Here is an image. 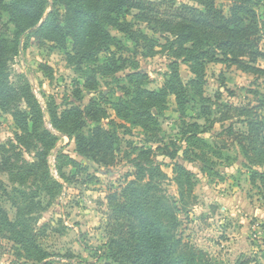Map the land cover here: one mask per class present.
<instances>
[{
    "label": "rangeland",
    "instance_id": "374dc122",
    "mask_svg": "<svg viewBox=\"0 0 264 264\" xmlns=\"http://www.w3.org/2000/svg\"><path fill=\"white\" fill-rule=\"evenodd\" d=\"M81 1L0 0V80L12 97L0 107V169H7L0 171V264H109L111 227L126 220L116 219L119 207L135 200L166 237H182L214 264H264V164L252 166L227 133H246L256 115L264 120V59L254 65L263 72L207 63L200 85L184 61V31L162 33L132 11L124 17L136 41L118 32L117 15H110L99 23L115 40L87 63L60 27L71 17L65 4ZM111 1L101 0L102 15L115 9ZM217 4L229 13L231 2ZM32 13L42 20L24 30ZM258 13L264 55V2ZM51 14L55 26L41 31ZM176 65L180 103L168 89ZM90 108L95 121L83 116L79 129L67 112ZM96 126L120 139L113 166L77 152L75 133L89 135ZM180 168L194 174L192 184L181 178L183 196ZM20 199L24 205L14 207ZM164 205L174 211L165 213ZM12 231L24 241L11 240Z\"/></svg>",
    "mask_w": 264,
    "mask_h": 264
},
{
    "label": "trees",
    "instance_id": "16d2710c",
    "mask_svg": "<svg viewBox=\"0 0 264 264\" xmlns=\"http://www.w3.org/2000/svg\"><path fill=\"white\" fill-rule=\"evenodd\" d=\"M62 1V0H60ZM81 1V0H80ZM194 4L176 5L175 0H112L114 10H108L109 14L102 15L105 8L101 0H82L81 7L66 6V15L71 16L68 23L61 25V33L66 39H70L75 52L82 51L80 60L92 63L99 49L106 45H112L114 38L100 24L110 15H117L114 27L118 32L128 35L132 41H136L137 33L131 30L124 16L132 11H137L136 18L147 25L156 24L162 33H171L180 27L185 34V44L190 48L185 49L187 54L184 61L192 64V73L196 76L198 83L203 85L205 66L207 63L243 64L245 71L263 72L254 65L264 55L260 50V32L262 22L258 8L263 5L264 0H226L231 2L229 13H226L217 4L218 0H188ZM107 12V10H106ZM56 14H51L43 24L41 31L55 26L52 21ZM43 14L32 13L25 22L24 30L34 28L41 20ZM119 16V17H118ZM113 18V17H112ZM100 22V23H99ZM58 34V32L56 33ZM50 40H59L57 36L49 37ZM97 44V50L92 47ZM247 59L248 64L243 61ZM243 62V63H242ZM5 66V50L0 43V69ZM174 68L172 80L168 81V89L176 96L180 103L181 95L176 90L183 89L179 81V73ZM89 81L86 87L89 88ZM10 88L6 87L4 81L0 80V107L5 106L11 100ZM230 110L250 112L254 109L229 106ZM73 114L79 121L78 128L85 126L83 116L95 121V111L90 108L83 113L80 109L67 112ZM248 119L245 124L247 132L236 133L229 128L227 133L234 137L238 148L244 157L252 165L264 164V120ZM77 152L80 156L91 160L102 166L115 165L116 154L120 152V139L113 137L100 126L91 130L89 135L80 132L74 135ZM6 172V168H1ZM192 184L194 174L187 169L180 168L177 184L180 195L183 196L181 178ZM254 182V179H252ZM25 200L20 202L14 200L12 205L18 207L24 205ZM138 201L123 203L120 205L121 216L116 219L125 218L111 227L112 236L108 241L109 264H214L209 255L203 250L194 248L182 237L171 235L166 237L168 230L158 221L151 222L146 219L145 213L140 208ZM174 209L164 205V212L171 213ZM3 224L12 227L7 215L2 211ZM176 228V227H175ZM12 231L9 238L24 241L19 234ZM18 237V238H15ZM25 246V245H24ZM28 251V247L25 246Z\"/></svg>",
    "mask_w": 264,
    "mask_h": 264
}]
</instances>
